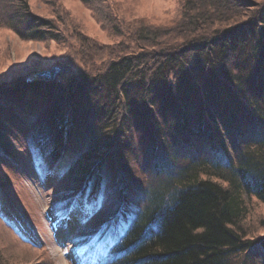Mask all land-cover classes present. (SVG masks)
<instances>
[{"label":"trees","instance_id":"1","mask_svg":"<svg viewBox=\"0 0 264 264\" xmlns=\"http://www.w3.org/2000/svg\"><path fill=\"white\" fill-rule=\"evenodd\" d=\"M81 2L114 43L75 28L74 45L59 15L32 12L28 0H0V25L26 41L59 42L64 52L54 62L85 68L66 81L0 76V155L9 158L8 119H22L33 126L28 141L44 164L53 168L73 155L70 172L88 171L86 186L97 174L100 195L103 165L93 161L117 158L127 171L128 158L119 153L133 122L163 140L157 108L177 112L171 125L183 139L163 158L175 161L155 160L159 181L134 203L124 191V203L104 213L116 216L96 223L82 241L115 239L97 264H247L264 255V0H178L163 23L115 21L99 0ZM138 104L148 110L146 120ZM80 115L87 126H79ZM131 115L136 121L127 120ZM83 129L89 143L75 159L72 141ZM68 186L72 193L58 201L71 213L84 192L77 182ZM96 197H88L90 207Z\"/></svg>","mask_w":264,"mask_h":264},{"label":"rangeland","instance_id":"2","mask_svg":"<svg viewBox=\"0 0 264 264\" xmlns=\"http://www.w3.org/2000/svg\"><path fill=\"white\" fill-rule=\"evenodd\" d=\"M99 1L104 7V12H111L117 16L115 18L112 16L115 21H121L123 17L132 20L141 16L140 18H150L157 23H163L171 19L178 8V0ZM28 2L32 12L47 17L59 15L58 19L60 18L63 23V25L60 23L62 25L60 29H67L66 36L74 45L78 44V40L71 38L70 33L71 29L75 28L93 39H100L105 44H112L115 41L102 29L92 10L81 0H28ZM63 52L59 42L26 41L11 29L0 25V76L17 73L30 82L43 80L37 76L39 72L59 65L62 72L50 81H66L74 73L71 71L79 72L84 66L80 63L69 70L55 63L54 55ZM76 53L79 57V52ZM6 79L8 82L11 80L8 76ZM7 98L13 101L12 97ZM157 110V123L162 131L163 140L159 137L161 133L157 138L153 137L156 136L155 133L150 134L151 132H147L141 124L133 122L134 127L126 135L119 153V159L128 158L127 171L124 164L116 166L117 158H110L105 163L99 159L93 161L96 165H103L100 195L97 174L91 177L93 180L86 186L84 182L89 180L90 173L86 171L78 175L77 167L70 172L74 164L73 155L70 154L64 158V162L61 161L56 167L50 168V164L43 163L28 141L33 126H29L22 119L19 121L14 117L8 119L10 125L7 131L9 144L7 152L10 159L0 155V262L96 264L105 261L109 256V247L115 240L111 235L103 243H100V234L92 236L87 246L82 240L91 235L90 229L96 223L97 228L105 218L116 216L115 210L109 214L104 213L111 210L114 205L117 207L124 203V191H129L126 199L129 203L141 200L146 190L159 181L153 170L154 161L161 163L162 166H170L176 156L173 158L168 156V160L163 158L167 152L170 155L175 153L176 145L183 139V132H175L171 125L172 119L178 115L177 112L158 108ZM137 111L142 117L144 115L146 120L148 110L138 104ZM83 116L82 120L79 119V126L86 125ZM136 118L131 115L127 120L136 121ZM240 127L247 132L253 131L245 123ZM152 128L155 126L152 125ZM79 135L81 136L76 141H72L73 149H70L74 151L75 159L89 143L86 140L90 137L87 129H83V132L79 130ZM61 149L64 150V147L61 146ZM68 149L66 147L65 151L68 152ZM164 150L167 152L164 153ZM72 181L77 182V190H82L84 196L80 206L69 213L59 207L58 200L63 192L72 193L68 186ZM94 195L97 197L90 207L87 200ZM261 213L264 215V208ZM259 233L264 235V229ZM82 253L84 258L81 260ZM247 264H264V255L257 253L251 255L247 259Z\"/></svg>","mask_w":264,"mask_h":264},{"label":"water","instance_id":"3","mask_svg":"<svg viewBox=\"0 0 264 264\" xmlns=\"http://www.w3.org/2000/svg\"><path fill=\"white\" fill-rule=\"evenodd\" d=\"M61 72H62V68L59 65H55L50 69H46L39 72L37 76L40 79L50 81V80H54Z\"/></svg>","mask_w":264,"mask_h":264}]
</instances>
